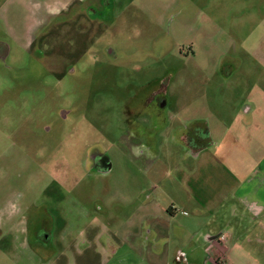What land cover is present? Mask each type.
<instances>
[{
    "label": "rangeland",
    "instance_id": "374dc122",
    "mask_svg": "<svg viewBox=\"0 0 264 264\" xmlns=\"http://www.w3.org/2000/svg\"><path fill=\"white\" fill-rule=\"evenodd\" d=\"M47 1L55 11L31 45L0 28L9 46L0 58L1 214L35 202L58 179L69 201L120 236L134 233L109 264H174L139 205L148 196L166 201V189L153 194L154 170L171 168L165 156L184 151L180 136L203 140L202 127L216 131L218 118L229 122L247 105L253 128L263 127L264 0L74 1L80 17L68 15L64 27L67 1ZM17 2L5 9L22 32L28 16ZM0 264L21 263L0 250Z\"/></svg>",
    "mask_w": 264,
    "mask_h": 264
},
{
    "label": "crops",
    "instance_id": "0c3cea01",
    "mask_svg": "<svg viewBox=\"0 0 264 264\" xmlns=\"http://www.w3.org/2000/svg\"><path fill=\"white\" fill-rule=\"evenodd\" d=\"M9 1L0 2L1 31L13 41L25 40V46H29L48 24L55 11L53 4L47 0H17V4H26L23 10L28 16L21 32L12 26L9 9H5ZM66 1L60 10L65 15L61 27L68 15L80 17L74 13V1L90 2ZM86 6L92 9L91 4ZM5 41L0 40V58L9 52ZM251 112L250 106H239L231 121L217 117L220 127L216 131L202 127L203 140L180 136L184 151L178 156H165L171 168L154 170L159 181L153 194L166 189L161 194L167 199L148 196L139 207L142 217L152 221L153 235L159 242L165 238L169 243L167 250L174 264H264L257 258L264 256V237L255 239L256 230L264 231V135L257 140L253 134L264 132V125L261 130L253 128ZM211 136L214 152L206 148L210 142L205 139ZM111 166L105 161L102 171H110ZM160 182H164L162 187ZM68 199L62 181L51 179L35 202L15 204L6 215L0 210V250L15 254L21 264H109L134 233L120 236L116 228L109 229L87 207ZM184 237L187 240L179 242ZM194 238L202 243H192ZM30 240L39 243L36 251ZM197 253L205 257L200 261L189 258ZM149 255L158 253L149 251Z\"/></svg>",
    "mask_w": 264,
    "mask_h": 264
},
{
    "label": "water",
    "instance_id": "95a60500",
    "mask_svg": "<svg viewBox=\"0 0 264 264\" xmlns=\"http://www.w3.org/2000/svg\"><path fill=\"white\" fill-rule=\"evenodd\" d=\"M213 238H215V237H213Z\"/></svg>",
    "mask_w": 264,
    "mask_h": 264
}]
</instances>
